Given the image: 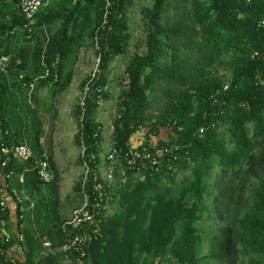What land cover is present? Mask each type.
I'll use <instances>...</instances> for the list:
<instances>
[{
	"label": "trees",
	"instance_id": "trees-1",
	"mask_svg": "<svg viewBox=\"0 0 264 264\" xmlns=\"http://www.w3.org/2000/svg\"><path fill=\"white\" fill-rule=\"evenodd\" d=\"M19 1L0 0V56H10L8 73L0 75V125L6 145L26 144L34 156L48 155L52 179L41 183L28 161L11 159L2 169L12 173L7 190L35 204L25 218L16 215L23 240L4 237L0 250L17 242L26 249V264L58 261L57 254L39 253L45 240L62 247L61 225L71 212L67 218L59 213L53 137L45 136L42 120L50 113L45 119L52 117L54 126L57 97L71 85L81 51L92 48L99 60L93 77L79 84L81 94L87 82L89 89L82 120L79 103L72 109L74 143L85 149L79 164L88 161L85 189L96 177L107 205L116 207L108 215L101 211V237L86 241L83 257L63 254L72 264H264V0H150L140 9L145 48L134 52L119 77L109 152L121 154L144 133L138 149L161 151V164L156 172L144 168L141 180L118 155L111 181L99 173L102 132L95 112L109 97L110 62L127 52L133 0H54L32 21L20 14ZM21 73L24 82H34L31 96L48 89L50 105L43 112L31 105L8 108L9 84L26 91ZM215 166L217 192L209 201L206 182ZM80 179L73 189L82 202ZM203 212L215 216V227L204 234L197 226ZM2 220L9 223L7 213L0 230ZM5 259L6 252L0 264H10Z\"/></svg>",
	"mask_w": 264,
	"mask_h": 264
},
{
	"label": "built area",
	"instance_id": "built-area-1",
	"mask_svg": "<svg viewBox=\"0 0 264 264\" xmlns=\"http://www.w3.org/2000/svg\"><path fill=\"white\" fill-rule=\"evenodd\" d=\"M48 4V0H20L18 3V9L20 14L28 21H32L35 14L43 7ZM109 7V3H107ZM264 24V22H263ZM98 59V58H97ZM99 60V59H98ZM19 63V62H18ZM43 63V62H42ZM10 69V56H0V75H6ZM95 72H93L94 74ZM48 70H45V73L42 77H46ZM93 74L91 76L93 77ZM41 77V78H42ZM19 80L22 82V86L26 89L28 97L30 98L31 93L34 90V82L27 84L24 82V74L21 73L18 76ZM89 82L86 83L82 91V96L79 99V110H80V120H82L84 109V102L86 95L88 93ZM7 135L6 131H3L0 125V179L4 181L8 180L12 173H2V169L6 168L8 161L11 159L17 161H28L31 165V170L36 171L38 180L43 184L50 183L52 179L50 163L48 155L42 153L39 156H34L32 151L26 144H16V145H6L4 142V137ZM140 145V144H139ZM139 145H133L123 151L121 154L119 151L112 149L107 153L106 161L109 162L107 167V177L113 179V169L114 165L117 162L118 155L121 156L122 161L124 162L125 169L131 172H134L136 175L140 174V179H144L145 174H143L144 168H151L157 171L160 166V160L158 157L161 155V151H157L155 154L150 152L148 147H141L138 149ZM84 148H81L80 155L84 157ZM83 173L81 180V196L82 202L79 206L74 208L71 211L70 217L62 223L61 228L64 233V243L61 247V251L64 253L73 252L81 257L85 255V244L89 239H98L100 235V215L101 211L107 209V195L104 189V186L101 182L94 177L92 184L88 190L85 189L87 182V175L89 171L88 161H83ZM28 171V169H26ZM20 182L23 181V174L18 176ZM6 184H3V187L0 188L2 191V196L0 198V217L8 213L10 203H13L19 209V218H22V212L24 210V202H28V209L31 210L34 207V199L19 194L16 190L10 189L7 190ZM104 215V214H103ZM106 215V214H105ZM3 223V220L1 221ZM92 226L91 230L88 231V227ZM9 238H5V242H8ZM22 237L18 236V241H21ZM6 251L4 249L0 250V255H3ZM5 262L10 264H22L17 262L14 258H10L6 255ZM71 262V261H70Z\"/></svg>",
	"mask_w": 264,
	"mask_h": 264
},
{
	"label": "rangeland",
	"instance_id": "rangeland-1",
	"mask_svg": "<svg viewBox=\"0 0 264 264\" xmlns=\"http://www.w3.org/2000/svg\"><path fill=\"white\" fill-rule=\"evenodd\" d=\"M151 3L150 0H133L132 5L128 8L127 19L129 24V33L131 35L130 40L127 46V52L124 55L115 57L109 64V74L108 80L109 84L107 87V92L109 94L108 99L101 100L99 102L98 109L95 112V120L101 126L102 132V142H101V154H100V163H99V173L100 177L103 180H110L107 175V167L105 155L108 153L111 145V121L115 116V104L117 102V96L120 92L119 77H122L124 68L129 60V58L136 51L144 50V41H145V32L141 26V15L140 9L142 7H147ZM98 65V59L95 55L94 49L89 48L87 51H81L79 54V62L75 65L74 76L68 90L62 95V105L59 108V116L61 119L58 121L54 120L52 117L45 119V116H50V113H46L42 123L45 131V136L48 138V135H52L53 144H52V154L53 159L56 165V168L62 170L61 176L63 183L60 184V197L63 198L64 194L69 192L72 194V185L73 183L82 175L83 167L80 164H77L78 155L81 152V148H78L74 143L73 134L76 132L77 126L75 121L72 118L71 110L79 102L81 98V92L79 89V84L89 75L93 74L96 71ZM46 95V92L43 94ZM28 97V94H27ZM29 99V97H28ZM47 104L50 105V97L47 99L46 104H41L42 107L47 108ZM71 104L74 106L71 107ZM31 105V104H30ZM24 100V106L26 109L30 106ZM53 127V129H52ZM46 138V139H47ZM133 144L139 145L143 142L144 133H137L133 138ZM48 143V140H47ZM45 143L46 151L49 149V145ZM211 176L207 180L206 185L208 186V191L210 192L209 201L212 200V197L216 194L217 190L212 187L213 182L215 181L217 175V167L215 166L211 171ZM181 179L180 174L177 176V180ZM59 183V182H58ZM162 183L169 185V182L166 178L162 179ZM76 196V206L80 205L79 195L75 193ZM206 196V195H205ZM70 206L69 199L63 202V208L67 209ZM75 206V207H76ZM74 207V208H75ZM210 215V216H209ZM207 214L206 212L201 214V219L198 221L197 226L199 231L204 234L208 229L215 227L214 214ZM208 243L207 241L203 243L201 248V255L207 253Z\"/></svg>",
	"mask_w": 264,
	"mask_h": 264
},
{
	"label": "crops",
	"instance_id": "crops-1",
	"mask_svg": "<svg viewBox=\"0 0 264 264\" xmlns=\"http://www.w3.org/2000/svg\"><path fill=\"white\" fill-rule=\"evenodd\" d=\"M54 4V0H48V5L50 4ZM79 62V57H78V60L77 62L75 63V65ZM75 65H74V68H75ZM35 70H32V69H28L26 72L27 73H34ZM10 88L7 92H12L13 93V98H10L9 102H8V108H15L16 111L18 110V108H23L25 109L26 107L24 106V100L27 102V104H31L32 107H34V109H36V111L38 112H43L45 109H47L49 106V104H47L46 106H48L47 108L45 107H42L41 104H46V101L47 99L49 100V95H48V89L47 88H38L34 95L33 96H30V98L28 99L27 97V91L19 88V87H16V88H11L10 84L8 85ZM70 87V86H69ZM68 87V88H69ZM68 88L60 95L57 97V101H56V104H55V107L57 108V120L59 121L61 119V117L59 116V108L62 105V95L68 90ZM46 92V95L47 96H44L43 94ZM16 99V101H14ZM74 106L73 104H71V107ZM15 111V112H16ZM71 115H72V118H73V114H72V110H71ZM74 120V119H73ZM75 134V133H74ZM73 134V136H74ZM109 152V151H108ZM77 164H79L78 162V158H77ZM57 173H58V195H59V213L61 214V217L62 218H67L72 210V208L74 206H76V196H75V192H74V189H73V186L75 185V183L80 179V177L73 183L72 185V194H70L69 192H67L66 194H64L63 198L60 197V184L63 183V179H62V176H61V172L62 170H59L57 169ZM124 182V181H122ZM6 184L7 186V183H4ZM166 184V183H165ZM24 194V193H23ZM22 194V195H23ZM25 196V195H23ZM27 197V196H25ZM29 198V197H28ZM67 199H69V202H70V206L67 207V209H64L63 208V202H65ZM79 201V200H78ZM9 210H8V217H9V223L7 222L6 224L4 223V220H3V223H4V226L1 228L0 230V239L3 240L4 237H7L9 238L10 237H13V236H23L22 235V231H16V223H17V220H16V215L19 214L18 210H17V206H15L13 203H10L9 205ZM28 206H29V203L28 202H24L23 204V212H22V219L25 218L27 216V214H29V209H28ZM116 207V204L113 203L112 204H109L107 205V209H106V215L108 214H111L114 209ZM35 232V235L36 236H39V235H44L47 231H34ZM45 238V236H43ZM46 239V238H45ZM22 240H23V237H22ZM21 240V241H22ZM44 252H50L51 254H57L59 257H58V261L55 262V264H72L68 258L67 255H64L63 252L61 251V248H52L50 246V242L49 240H45L44 244H43V251L41 253H39V256L41 257L42 254L43 255H46ZM6 255L10 258H14L17 262L19 263H22V264H26V249H24V246H22V244H19L17 242L13 243L12 245H10L8 248H7V251H6ZM32 264H45L43 262L40 261V258L39 259H35V261L32 263Z\"/></svg>",
	"mask_w": 264,
	"mask_h": 264
}]
</instances>
